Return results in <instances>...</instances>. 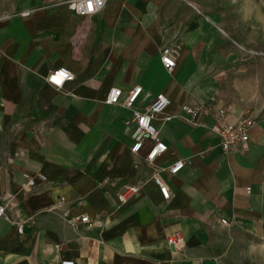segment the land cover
<instances>
[{"label":"crops","instance_id":"1","mask_svg":"<svg viewBox=\"0 0 264 264\" xmlns=\"http://www.w3.org/2000/svg\"><path fill=\"white\" fill-rule=\"evenodd\" d=\"M64 1L0 0V264H264L261 5L106 0L80 19ZM56 69L72 76L58 89L44 80ZM134 87L130 109L104 104ZM156 96L167 100L151 122L166 152L147 164L148 142L129 153L132 116ZM183 104L210 106L202 126L162 121ZM220 108L229 123L253 120L227 153L213 133ZM176 160L183 168L167 175ZM175 232L179 253L164 241Z\"/></svg>","mask_w":264,"mask_h":264},{"label":"built area","instance_id":"2","mask_svg":"<svg viewBox=\"0 0 264 264\" xmlns=\"http://www.w3.org/2000/svg\"><path fill=\"white\" fill-rule=\"evenodd\" d=\"M106 0H65V8L71 12L73 15L80 19H86L87 17L99 12L105 4ZM159 61L161 66L166 72H170L174 67V62L172 60V51L168 47H163L159 51ZM45 82L52 87L58 89L61 85L72 80L71 74L63 69L52 70L45 76ZM140 92L139 87L132 88L127 95L120 100L121 92L119 89H111L105 100V105H120L121 107L130 109ZM167 105V100L162 96H156L150 104L144 108L141 112H135L132 116L133 130L130 134L131 144L129 146V153L136 156L140 151L142 145L148 142L150 148L145 154L144 161L147 164L152 163V161L159 155L166 152V146L159 140L158 131L153 127L152 120L159 114L162 107ZM210 111V106L208 104H196L188 105L183 104L179 107L177 115H163L162 121H170L172 119H181L188 122L194 126H202L201 119L207 115ZM216 125L213 127V133L218 139L219 149L222 153H227L229 151L235 150L242 147L248 139V132L253 125V120L249 116H243L234 123H229L225 120V110L216 109ZM184 166V162L181 160H176L171 163V165L165 169L167 175H175ZM40 182H44L45 179L41 175H37ZM153 185L157 188L163 200L168 199L166 192V187L164 183L159 178L158 174H154L151 177ZM26 187L33 186V181L26 178ZM137 187H132L126 189L124 193H120L118 196V201L124 203L126 201L127 193L130 196L135 195ZM6 197H9L7 195ZM6 205H0V219L4 215ZM78 224H88V219L86 217H80L76 221ZM221 225H225L223 220L219 221ZM16 233H22V225L16 226ZM165 245L174 253H179L184 247V239L179 233H171L167 235L164 239ZM69 264V263H62Z\"/></svg>","mask_w":264,"mask_h":264},{"label":"rangeland","instance_id":"3","mask_svg":"<svg viewBox=\"0 0 264 264\" xmlns=\"http://www.w3.org/2000/svg\"><path fill=\"white\" fill-rule=\"evenodd\" d=\"M255 3L260 4L262 8V12L264 14V0H254ZM252 37L250 36L248 39L250 40Z\"/></svg>","mask_w":264,"mask_h":264}]
</instances>
